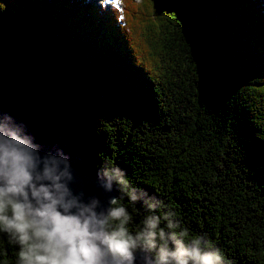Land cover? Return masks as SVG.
<instances>
[{
  "label": "trees",
  "instance_id": "trees-1",
  "mask_svg": "<svg viewBox=\"0 0 264 264\" xmlns=\"http://www.w3.org/2000/svg\"><path fill=\"white\" fill-rule=\"evenodd\" d=\"M1 101L111 168L130 231L264 264V0H0Z\"/></svg>",
  "mask_w": 264,
  "mask_h": 264
},
{
  "label": "clouds",
  "instance_id": "clouds-1",
  "mask_svg": "<svg viewBox=\"0 0 264 264\" xmlns=\"http://www.w3.org/2000/svg\"><path fill=\"white\" fill-rule=\"evenodd\" d=\"M69 168L66 158H40L15 134H0V232L18 246L17 264H226L203 235L181 226L157 231L158 217L130 231L132 215L117 197L106 213L96 211L98 198L80 202L65 183ZM105 175L110 190L115 173L106 168Z\"/></svg>",
  "mask_w": 264,
  "mask_h": 264
},
{
  "label": "water",
  "instance_id": "water-1",
  "mask_svg": "<svg viewBox=\"0 0 264 264\" xmlns=\"http://www.w3.org/2000/svg\"><path fill=\"white\" fill-rule=\"evenodd\" d=\"M0 134H15L40 158L49 156L66 158L72 174V179L65 181L66 186L74 197L85 204L90 205L93 198H98L99 205L96 211L106 213L109 208V198L119 197L118 184L112 179L109 190L108 177L96 169L71 137L62 131L50 128L46 122L33 118L6 101L0 102Z\"/></svg>",
  "mask_w": 264,
  "mask_h": 264
},
{
  "label": "rangeland",
  "instance_id": "rangeland-1",
  "mask_svg": "<svg viewBox=\"0 0 264 264\" xmlns=\"http://www.w3.org/2000/svg\"><path fill=\"white\" fill-rule=\"evenodd\" d=\"M89 1H92L94 4L96 3V5L98 6H107V7H110L111 5L113 4H117V1L116 0H88Z\"/></svg>",
  "mask_w": 264,
  "mask_h": 264
},
{
  "label": "bare ground",
  "instance_id": "bare-ground-1",
  "mask_svg": "<svg viewBox=\"0 0 264 264\" xmlns=\"http://www.w3.org/2000/svg\"><path fill=\"white\" fill-rule=\"evenodd\" d=\"M87 2H88V0H87ZM89 2H92V1H89ZM93 3V2H92Z\"/></svg>",
  "mask_w": 264,
  "mask_h": 264
},
{
  "label": "snow or ice",
  "instance_id": "snow-or-ice-1",
  "mask_svg": "<svg viewBox=\"0 0 264 264\" xmlns=\"http://www.w3.org/2000/svg\"><path fill=\"white\" fill-rule=\"evenodd\" d=\"M117 3H119V0H117Z\"/></svg>",
  "mask_w": 264,
  "mask_h": 264
}]
</instances>
